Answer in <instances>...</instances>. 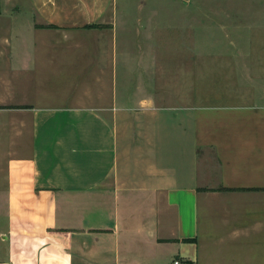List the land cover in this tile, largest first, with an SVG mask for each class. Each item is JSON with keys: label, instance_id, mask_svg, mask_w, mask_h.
I'll list each match as a JSON object with an SVG mask.
<instances>
[{"label": "crops", "instance_id": "obj_1", "mask_svg": "<svg viewBox=\"0 0 264 264\" xmlns=\"http://www.w3.org/2000/svg\"><path fill=\"white\" fill-rule=\"evenodd\" d=\"M115 2L21 0L0 29V264H264L253 59L218 50V98H190L169 48L118 44L154 31Z\"/></svg>", "mask_w": 264, "mask_h": 264}, {"label": "rangeland", "instance_id": "obj_2", "mask_svg": "<svg viewBox=\"0 0 264 264\" xmlns=\"http://www.w3.org/2000/svg\"><path fill=\"white\" fill-rule=\"evenodd\" d=\"M0 1V13L2 9L6 11L0 19V29L27 25V5L24 7L21 0ZM13 12L18 15L14 23ZM111 13L127 21V25L121 23L123 27L118 24L116 28L154 31L152 37L118 38L117 42L134 48H169L176 78L182 81L190 77L192 81L190 98L206 95L208 102L218 98V50L227 52L223 56L228 60L237 55L251 57L255 81L264 85V0H116ZM186 66L190 75L182 73ZM234 66L246 71L241 59ZM54 85L50 90H64L61 82ZM255 92L261 95L259 84ZM62 95L50 93L48 97L61 103L65 100ZM205 258L199 264H205ZM160 259L162 264H172L171 257Z\"/></svg>", "mask_w": 264, "mask_h": 264}, {"label": "built area", "instance_id": "obj_3", "mask_svg": "<svg viewBox=\"0 0 264 264\" xmlns=\"http://www.w3.org/2000/svg\"><path fill=\"white\" fill-rule=\"evenodd\" d=\"M173 264H187V263L183 262L180 259H176L175 261H173Z\"/></svg>", "mask_w": 264, "mask_h": 264}, {"label": "trees", "instance_id": "obj_4", "mask_svg": "<svg viewBox=\"0 0 264 264\" xmlns=\"http://www.w3.org/2000/svg\"><path fill=\"white\" fill-rule=\"evenodd\" d=\"M0 108H1V107H0ZM186 241L190 242V241H193V240H191V239H187ZM187 264H191V263H187Z\"/></svg>", "mask_w": 264, "mask_h": 264}]
</instances>
